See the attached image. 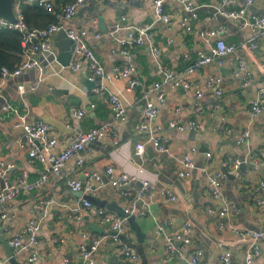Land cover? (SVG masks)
Returning <instances> with one entry per match:
<instances>
[{
  "label": "crops",
  "instance_id": "0c3cea01",
  "mask_svg": "<svg viewBox=\"0 0 264 264\" xmlns=\"http://www.w3.org/2000/svg\"><path fill=\"white\" fill-rule=\"evenodd\" d=\"M64 1L60 6L64 5ZM191 1L197 7V16L190 19L191 29L185 30L178 22L185 13L182 5L176 0H165V9L171 14L173 21L170 25L158 23L153 28L152 37V44L160 49L162 65L178 71L185 65L179 58L181 52L188 51L193 59L198 53H208L209 47L220 39L236 45L237 49L233 54L222 57L220 63L214 61L187 77L192 85L199 86L202 91L199 99L202 107L199 111H195L194 89L185 90L166 85L163 88V103L157 101L154 93L149 95L148 100L159 107L156 122L162 126V133L169 137L170 153L153 149V154L150 155L146 149L142 157L135 154V143L143 139V134L138 131L146 101L141 97L142 88L127 90L128 81L122 78L112 77L104 81L108 90L118 92L128 107L124 120L117 121L113 118L108 100L93 92V82L88 79L87 61L83 59L80 68L72 71L57 60L59 49L55 42L60 39L56 38L55 33L51 46L37 52L33 68L23 71L21 75L2 85L0 157L14 160L18 170H26L29 180L39 177L46 167L45 163L29 158L15 144L21 130L14 126L16 118L4 115L2 105L5 102L16 106L25 115L27 122L40 119L49 122L51 135L56 138L53 146L55 153L67 147L76 129L86 130L106 122L116 134L117 144H113L107 137L98 138L78 154L84 159L85 166L94 171L102 172L106 166L112 165L115 173L126 170L135 174L143 168L147 171L144 174L154 178L155 195L151 211L147 215L136 217L141 230L145 232L144 240L138 242L130 227L122 234L123 242H129L136 253H140H137L139 264H187L189 253L196 249L202 251L197 264H220L221 254L229 256L230 264H244L249 239L236 234L231 226L242 225L264 231V203L261 202L264 199V188L260 186V181L264 179V156L258 157V163L243 162V169L238 167L234 170L229 165L235 158L246 160L249 155L264 154V108L255 117L250 110V100L255 97L260 87H264V40L258 37L252 39L256 42V47L250 48L248 40L255 33L240 28L236 20L214 15L212 5L220 0ZM244 4L245 0H229L227 7L239 8ZM249 10L264 14V0H253ZM122 16L126 24L140 25L150 21L153 16V0L88 1L64 23L68 27H85L89 31L99 32L98 38L89 33L85 40L105 70L108 71L116 65L122 66L130 60L136 66L144 87H148L163 75L149 55L147 45L128 47V56L112 53L114 49L120 48V44L111 37L107 29L120 21ZM219 25L224 27L220 34L215 32ZM207 30L213 31V34L205 35ZM118 35L122 36L123 32ZM235 56L241 58L245 64L241 74L250 78L251 84L248 87H241L239 80L231 74ZM211 75L222 78V94L217 99V109L210 107L216 97L206 85V79ZM33 82H37L35 89L24 94L18 93L19 84L28 86ZM90 103L95 106L90 107ZM80 106L85 107V113L77 120L73 112ZM177 119L182 122L195 119L198 127L184 131L169 128L168 121ZM65 123H69L70 127H66ZM246 130L249 132L247 141L237 144L236 139ZM191 147L196 148L194 153L190 152ZM187 153H191L195 168L191 176L181 177L178 174V159ZM74 161V157H71L66 162L65 170L70 175L78 176ZM201 168L211 172L227 169L230 173H236L233 179L225 180L219 199L215 200L208 195L206 178L202 175ZM139 180L133 179L128 186L136 190L140 186ZM160 187L173 191L177 196L176 201L168 203L161 199L157 194ZM71 190L73 189L53 175L41 186L21 192L4 205L8 215L5 219H0V235L8 239L15 229L26 225L30 218L42 217L37 250L44 264H80L78 246L83 241L81 233L89 231L93 236L101 234L105 227L100 219L96 214L89 217L85 213L80 218H75L59 207H51L46 215L41 216L42 210L39 207V199L51 194L64 203L76 205L80 195H73ZM98 197L107 201L116 199L122 206L126 202L119 189L114 187L105 186L99 191ZM228 201L236 204L237 215L220 218L207 212L209 207H219ZM93 206L98 205L93 203ZM164 220L172 222L169 230L178 229L185 222L191 224L190 241H176L178 245L183 244L184 255L173 256L167 260L165 241L155 234V223ZM219 222H222V227L218 226ZM131 230L133 237L129 236ZM259 244L260 254L255 258V263L264 264V236L259 239ZM120 246V242L104 241L95 255L97 263L125 264ZM0 258L7 259L1 242ZM15 258L21 264H36L28 261L27 253L24 252L15 253ZM7 264H10L8 259Z\"/></svg>",
  "mask_w": 264,
  "mask_h": 264
},
{
  "label": "built area",
  "instance_id": "2783aa9c",
  "mask_svg": "<svg viewBox=\"0 0 264 264\" xmlns=\"http://www.w3.org/2000/svg\"><path fill=\"white\" fill-rule=\"evenodd\" d=\"M93 0H71L61 7L56 15V21L46 25L43 28H29L24 22L22 13V6L24 4H36L51 10L53 8L52 0H15L14 11L18 21L12 23L0 19V27H16L22 33L21 39V61L13 69H8L3 66L0 69V91L2 85L9 79L17 77L23 71L33 68L36 62V54L39 50L49 48L52 43V38L55 33L63 30L66 37L73 41V49L71 51L70 60L67 64L72 71H77L83 59L87 61L89 80H96L98 84L93 87V92L98 97H105L113 111V118L117 121L124 120L128 107L122 101L118 92H111L104 84L108 78L116 77L127 79V90H132L135 87L142 88V96L145 98V104L142 112V119L138 124V131L143 134V139L135 143V154L142 157L148 146H151L157 152L170 153L169 137L162 133V126L156 122L159 114L158 105L154 104L148 97L151 93L156 95L157 101L163 103L165 99L164 86L181 87L185 90L194 89L196 98L195 111L201 109L199 99L202 91L199 86L192 85L188 80V76L199 72L202 68L216 61L221 62L225 55L233 54L237 46L232 43L225 42L220 39L215 44L209 47L208 53H198V55L191 59L188 51H183L179 54V58L185 62L184 67L178 71L170 70L162 65L160 62V49L152 44L153 28L158 24L170 25L173 21L171 14L165 9V0H153V16L152 19L140 25L124 23L122 16L120 21L108 27L107 32L111 37L120 44L119 49L112 51L115 55H129L128 47L132 45H147L149 55L153 58L159 71L162 72V78L153 81L148 87L140 80L138 70L134 63L130 60L126 64L113 66L108 71L105 70L98 56L94 53L92 48L88 45L85 37L92 33L95 38L100 36L99 32L89 31L85 27L72 28L65 25V21L71 19L77 12V9L85 2ZM185 10L178 20L185 30L191 29L190 19L197 16L196 6L191 0H176ZM229 0H220L219 3L212 5L214 15L222 16L226 19L236 20L240 28L255 33L250 40L248 46L252 49L256 47V42L252 39L258 37L264 40V14H257L249 10V6L253 0H245V4L239 8L227 7ZM223 25H219L216 33L223 32ZM123 32L119 36V32ZM205 35H212L213 31L207 30ZM167 41H170L167 39ZM245 64L241 58L235 56L231 74L239 80L241 87H248L251 80L248 76H243L241 73ZM222 78L219 75H211L206 79V85L216 97V101L211 104V108L217 109L218 97L222 94ZM37 82H33L28 86L19 84L17 86L18 93L24 94L27 91L35 89ZM105 94V95H104ZM264 101V87H260L255 97L250 100V110L253 117L263 112ZM94 107V103L89 104ZM2 111L6 117L16 118L14 126L21 130L20 135L14 141L15 144L23 149L27 156L31 159L38 160L46 164L44 171L34 180H29L27 172L24 169L18 170L14 160H5L0 157V219H5L8 215L4 208L7 201L12 200L23 191H30L33 188L41 186L51 176L62 181L67 187L80 191L81 195L77 200L76 205L64 203L57 199L54 194L42 197L39 199V207L42 210L41 216L46 215L51 207H59L65 209L71 216L80 218L82 213L92 217L93 214L100 219V222L105 227L104 231L99 235H92L89 231L81 233L83 240L79 246L80 264H98L96 260V252L100 245L106 240H113L120 242V252L125 258V264H139V257L134 247L129 242H123L122 234L129 228L128 216L135 215L141 217L147 215L151 211V205L155 195L154 178L147 173L143 168L139 169L138 173L132 174L126 170L120 173H115L113 166L108 165L102 172L88 169L84 164V159L79 156V152L83 150L89 143L98 138L107 137L113 144H117V136L111 130L108 123L92 127L90 129L81 130L76 129L72 135L69 144L59 153L53 151V146L56 143V138L51 135L50 124L42 119L27 122L25 115L21 114L16 106L10 102H5L2 105ZM85 113V107L80 106L75 108L73 115L77 120H80ZM70 127L69 123L64 124ZM168 126L171 129L180 131L194 130L198 127V122L195 119H189L182 122L179 119L169 120ZM222 128V126H221ZM248 130L242 132L236 143H244L247 141ZM195 147H191L190 152L194 153ZM191 153L182 155L178 161L180 169L179 176L189 177L195 168ZM264 156L249 155L248 158H235L230 162L229 167L234 170L237 169L242 162L249 161L258 163L259 158ZM74 157L75 165L78 168L76 174L73 176L65 170L66 162ZM202 175L206 178L208 195L217 200L222 196V188L227 179L226 171L217 170L209 171L206 168H201ZM230 173V172H229ZM144 174V175H142ZM140 179V186L136 190L130 188L128 185L133 179ZM55 180V179H54ZM105 186L119 189L121 196L126 198L124 207L125 215H119L105 207L93 206L92 201L84 195L89 194L98 197V193ZM260 186L264 188V179L260 181ZM157 194L161 199L168 203L175 202L176 194L165 188L160 187ZM264 203V199H261ZM207 212L215 214L220 218L237 215L238 208L232 201L224 202L219 207H209ZM42 217H32L28 220L26 225L15 229L10 237L7 239L9 246L15 253H27V260L36 262V264H44L40 258L38 245V233L41 229ZM172 222L164 220L155 223V234L161 236L165 241V250L167 253V260L173 256L184 255L183 244L178 245L176 241L186 243L190 241L189 232L191 231V224L189 222L183 223L180 228L169 230ZM219 227H222V222H219ZM232 230L243 238L249 239V244L244 256V264H256L255 258L260 254L259 239L264 236V231L250 229L242 225H232ZM122 240V241H121ZM202 255L200 249L192 250L189 257L186 258L187 264H197ZM0 264H7V259L0 258ZM220 264H230V258L227 254H221Z\"/></svg>",
  "mask_w": 264,
  "mask_h": 264
},
{
  "label": "water",
  "instance_id": "95a60500",
  "mask_svg": "<svg viewBox=\"0 0 264 264\" xmlns=\"http://www.w3.org/2000/svg\"><path fill=\"white\" fill-rule=\"evenodd\" d=\"M14 2L15 0H0V19L16 23L18 21L17 16L14 11ZM222 17V16H220ZM57 39H60V41L55 42V45L59 49V53L57 55V60L62 65H67L70 60L71 51L73 49V41L66 37V34L63 30L59 31L57 33ZM93 86L98 84V81L93 80ZM148 152L150 155L153 154V148L151 146H148ZM245 167V164L242 162L239 166L240 169H243ZM223 171H226V169H223ZM236 173H229L227 172V178L233 179ZM86 198H88L90 201H92L95 205L101 206V207H107L111 210L116 211L119 215H125L124 207L117 203L116 199H113L111 201H107L106 199H101L97 196L86 194L84 195ZM128 222L129 227L132 229L137 237L138 242H142L145 238V232L141 230L140 225L138 224L135 215H129L128 216ZM0 242L2 244V247L5 252V256L8 259V262L10 264H21L18 262L13 255V250L9 246L8 241L6 238L3 237V235H0ZM139 248V247H138ZM140 254L139 252H137Z\"/></svg>",
  "mask_w": 264,
  "mask_h": 264
},
{
  "label": "trees",
  "instance_id": "16d2710c",
  "mask_svg": "<svg viewBox=\"0 0 264 264\" xmlns=\"http://www.w3.org/2000/svg\"><path fill=\"white\" fill-rule=\"evenodd\" d=\"M71 0H65L64 5ZM51 10L36 4H24L22 13L24 22L29 28H43L56 21V15L61 9L58 0H52ZM22 33L16 27H0V69L5 66L13 69L21 61Z\"/></svg>",
  "mask_w": 264,
  "mask_h": 264
},
{
  "label": "rangeland",
  "instance_id": "374dc122",
  "mask_svg": "<svg viewBox=\"0 0 264 264\" xmlns=\"http://www.w3.org/2000/svg\"><path fill=\"white\" fill-rule=\"evenodd\" d=\"M71 193L73 194V195H81V192L80 191H76V190H71ZM129 236L130 237H133V232H132V230L130 231V233H129Z\"/></svg>",
  "mask_w": 264,
  "mask_h": 264
}]
</instances>
